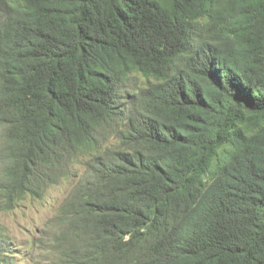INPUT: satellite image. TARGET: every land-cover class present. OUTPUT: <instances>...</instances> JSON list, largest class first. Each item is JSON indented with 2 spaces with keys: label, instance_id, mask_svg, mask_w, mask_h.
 <instances>
[{
  "label": "trees",
  "instance_id": "16d2710c",
  "mask_svg": "<svg viewBox=\"0 0 264 264\" xmlns=\"http://www.w3.org/2000/svg\"><path fill=\"white\" fill-rule=\"evenodd\" d=\"M19 1L0 0L8 206L73 179L65 264H264V0Z\"/></svg>",
  "mask_w": 264,
  "mask_h": 264
},
{
  "label": "rangeland",
  "instance_id": "374dc122",
  "mask_svg": "<svg viewBox=\"0 0 264 264\" xmlns=\"http://www.w3.org/2000/svg\"><path fill=\"white\" fill-rule=\"evenodd\" d=\"M8 16H16L24 5L2 0ZM143 82L146 78L140 76ZM78 172L82 166L76 164ZM71 178L46 187L41 195L24 193L11 207L0 196V264H65L57 238L61 227L56 216L72 189Z\"/></svg>",
  "mask_w": 264,
  "mask_h": 264
}]
</instances>
